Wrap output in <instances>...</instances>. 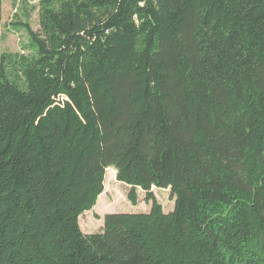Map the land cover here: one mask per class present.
I'll return each mask as SVG.
<instances>
[{
    "label": "trees",
    "instance_id": "1",
    "mask_svg": "<svg viewBox=\"0 0 264 264\" xmlns=\"http://www.w3.org/2000/svg\"><path fill=\"white\" fill-rule=\"evenodd\" d=\"M21 28L30 54L0 57V264H264V0H40ZM110 172L152 208L86 234Z\"/></svg>",
    "mask_w": 264,
    "mask_h": 264
},
{
    "label": "rangeland",
    "instance_id": "2",
    "mask_svg": "<svg viewBox=\"0 0 264 264\" xmlns=\"http://www.w3.org/2000/svg\"><path fill=\"white\" fill-rule=\"evenodd\" d=\"M25 23H28L35 31L40 30V0H3V11L0 18V57L5 54H30V51L25 49L30 43V38L27 32L21 28ZM66 100L71 101L68 98ZM71 103H73L74 109V128L82 129L85 127L82 114L77 105L72 101ZM130 192V187L117 180V173H107L101 202L98 201L99 205L97 204L94 210L85 213L80 218V225L84 233L101 232L108 214L150 212L152 203L146 202V193L143 190H138L139 204L133 206L128 199ZM153 193L165 213L173 211L175 202L171 197L170 190L153 188Z\"/></svg>",
    "mask_w": 264,
    "mask_h": 264
}]
</instances>
